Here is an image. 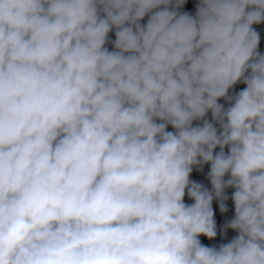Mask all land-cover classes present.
Returning a JSON list of instances; mask_svg holds the SVG:
<instances>
[{
  "label": "clouds",
  "instance_id": "1",
  "mask_svg": "<svg viewBox=\"0 0 264 264\" xmlns=\"http://www.w3.org/2000/svg\"><path fill=\"white\" fill-rule=\"evenodd\" d=\"M185 3L0 0V264H264V0Z\"/></svg>",
  "mask_w": 264,
  "mask_h": 264
},
{
  "label": "trees",
  "instance_id": "2",
  "mask_svg": "<svg viewBox=\"0 0 264 264\" xmlns=\"http://www.w3.org/2000/svg\"><path fill=\"white\" fill-rule=\"evenodd\" d=\"M198 3H199V0H186V3L179 10L181 12L187 11L194 16L196 12V6ZM147 20H148V16H146L141 21V23L146 24ZM253 27L260 34V43L258 45V51H260L261 53H264V22H262L259 25H253ZM114 40H115V29H113L109 33V43L106 44V47H108L110 51L114 50V45L112 43ZM244 87H246V85L242 83H238L237 85L234 86L233 89L229 90V94L230 95L234 94V92H238L242 90ZM219 103L224 104L225 107L228 106L227 102L223 99H221ZM206 118L211 120L210 112L207 114ZM167 130L173 131L170 125L168 126ZM215 151H219V148H217ZM225 151L227 152V148H225ZM209 168H210V165H207V164L203 165L202 168L194 167L193 173L191 174L190 179L197 180L198 182L202 183L205 187H207L209 190H211V184L207 178V173L209 171ZM233 191H234L233 188L225 189V194L229 197V199L225 201V204L228 209L227 212L221 213L219 211V201L218 200L213 201V209L215 213L214 218L216 220V227H217V236L211 240H209L207 237L201 236L200 237L201 243L204 244L205 246H209V247L214 246L218 248L221 244L230 242L234 237L238 235V233L233 229H230V228L224 229L225 223L233 219L234 214H235L234 202L231 200V195ZM191 203H193V201Z\"/></svg>",
  "mask_w": 264,
  "mask_h": 264
},
{
  "label": "rangeland",
  "instance_id": "3",
  "mask_svg": "<svg viewBox=\"0 0 264 264\" xmlns=\"http://www.w3.org/2000/svg\"><path fill=\"white\" fill-rule=\"evenodd\" d=\"M195 124L200 123L199 121H195ZM192 200L187 196V194L185 195V203L186 204H191Z\"/></svg>",
  "mask_w": 264,
  "mask_h": 264
}]
</instances>
